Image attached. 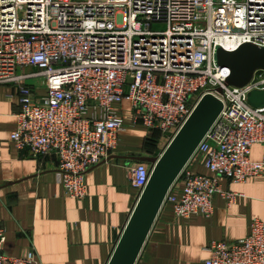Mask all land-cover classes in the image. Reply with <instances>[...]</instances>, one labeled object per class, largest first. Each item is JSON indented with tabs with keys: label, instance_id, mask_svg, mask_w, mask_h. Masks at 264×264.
Here are the masks:
<instances>
[{
	"label": "built area",
	"instance_id": "1",
	"mask_svg": "<svg viewBox=\"0 0 264 264\" xmlns=\"http://www.w3.org/2000/svg\"><path fill=\"white\" fill-rule=\"evenodd\" d=\"M243 43L264 46V0H0V85L14 87L20 106L10 140L30 157L54 155L66 196L82 200L87 173L110 157L127 126L117 104L127 101L129 124L160 132L165 147L211 93L223 107L190 158L203 157L211 175L187 163L172 184L183 182L180 196L168 191L163 202L177 218L209 217L215 194L228 204L237 196L222 190L221 177L264 178V153L250 160L254 144L264 148V107L247 101L264 89V70L242 87L226 86L230 70L214 61L217 46ZM151 171L141 161L129 167L137 198ZM5 241L0 228V264H34L32 248L11 256ZM207 250L204 264H264V217L251 220L245 237Z\"/></svg>",
	"mask_w": 264,
	"mask_h": 264
},
{
	"label": "crops",
	"instance_id": "2",
	"mask_svg": "<svg viewBox=\"0 0 264 264\" xmlns=\"http://www.w3.org/2000/svg\"><path fill=\"white\" fill-rule=\"evenodd\" d=\"M19 69L17 72H22ZM127 126L119 134L108 159L86 175V197L66 196L59 183L54 155L33 158L10 140L20 106L15 89L0 85V228L6 232L3 252L22 256L30 248L34 264H106L137 201L128 178L134 154L158 156L164 144L149 145L147 131L131 126L127 101L116 105ZM264 148L254 144L250 160L261 162ZM196 174L211 175L203 157L187 164ZM225 192L237 194L233 203L220 194L212 200L211 216L175 217L172 205L163 203L135 264H204L208 246L217 240L245 237L253 218L264 217V178L251 177L235 184L219 179ZM183 182L169 193L179 197Z\"/></svg>",
	"mask_w": 264,
	"mask_h": 264
},
{
	"label": "water",
	"instance_id": "3",
	"mask_svg": "<svg viewBox=\"0 0 264 264\" xmlns=\"http://www.w3.org/2000/svg\"><path fill=\"white\" fill-rule=\"evenodd\" d=\"M214 61L218 67H228L230 70L225 81L226 86L242 87L251 80L256 71L264 70V46L243 43L234 51L217 46ZM216 91L221 94L223 90L218 87ZM247 101L254 108L264 107V89L249 91ZM222 107L218 97L211 93L204 94L158 156L134 154L136 160L152 165L151 175L106 264H135L170 187L220 114Z\"/></svg>",
	"mask_w": 264,
	"mask_h": 264
},
{
	"label": "rangeland",
	"instance_id": "4",
	"mask_svg": "<svg viewBox=\"0 0 264 264\" xmlns=\"http://www.w3.org/2000/svg\"><path fill=\"white\" fill-rule=\"evenodd\" d=\"M153 28H159V29H162V28H164V24H159V25H154V27ZM140 126V125H139ZM158 131H156V132H151V136H149L150 138H153V140H152V142H154V145L155 144H157V145H159V144H161L160 143V140H161V134H160V132H158ZM163 137V136H162ZM152 146V145H151Z\"/></svg>",
	"mask_w": 264,
	"mask_h": 264
},
{
	"label": "trees",
	"instance_id": "5",
	"mask_svg": "<svg viewBox=\"0 0 264 264\" xmlns=\"http://www.w3.org/2000/svg\"><path fill=\"white\" fill-rule=\"evenodd\" d=\"M154 132H156V131H154ZM157 133H158V132H157ZM149 136H151V134L147 136V138H146V142H147L149 145H153V146H154V142H155V141L152 142L153 138H150Z\"/></svg>",
	"mask_w": 264,
	"mask_h": 264
},
{
	"label": "bare ground",
	"instance_id": "6",
	"mask_svg": "<svg viewBox=\"0 0 264 264\" xmlns=\"http://www.w3.org/2000/svg\"><path fill=\"white\" fill-rule=\"evenodd\" d=\"M224 45L226 44L227 45V42L226 43H223Z\"/></svg>",
	"mask_w": 264,
	"mask_h": 264
}]
</instances>
